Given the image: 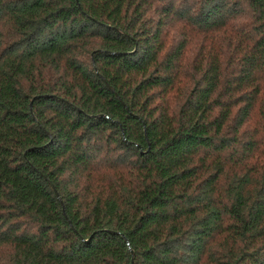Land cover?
<instances>
[{
  "label": "trees",
  "instance_id": "1",
  "mask_svg": "<svg viewBox=\"0 0 264 264\" xmlns=\"http://www.w3.org/2000/svg\"><path fill=\"white\" fill-rule=\"evenodd\" d=\"M0 264H264V0H0Z\"/></svg>",
  "mask_w": 264,
  "mask_h": 264
},
{
  "label": "water",
  "instance_id": "2",
  "mask_svg": "<svg viewBox=\"0 0 264 264\" xmlns=\"http://www.w3.org/2000/svg\"><path fill=\"white\" fill-rule=\"evenodd\" d=\"M52 186H53V188L55 189V187H54V185L52 184ZM55 191H56V189H55ZM56 194H57V196L59 197V194L56 192ZM64 214H65V212H64ZM132 253H133V251H132Z\"/></svg>",
  "mask_w": 264,
  "mask_h": 264
}]
</instances>
